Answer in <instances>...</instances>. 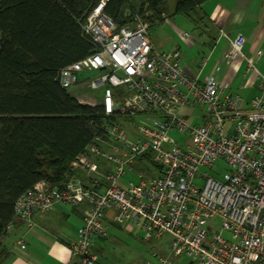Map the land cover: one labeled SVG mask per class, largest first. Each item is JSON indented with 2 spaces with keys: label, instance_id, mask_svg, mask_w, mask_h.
<instances>
[{
  "label": "built area",
  "instance_id": "2783aa9c",
  "mask_svg": "<svg viewBox=\"0 0 264 264\" xmlns=\"http://www.w3.org/2000/svg\"><path fill=\"white\" fill-rule=\"evenodd\" d=\"M105 2L99 0L82 25L94 49L61 68L57 79L68 89L80 73L100 72L85 86L101 88L96 105L104 115V137H96L99 145L89 144L71 166L93 176L110 173L102 175L101 189L85 187L78 178L62 186L39 181L17 197L14 215L30 223L34 212L85 203L70 245L75 264L96 263L94 240L108 236L113 223L140 232L145 241L168 236L170 254L190 258L189 264H264V72L256 67L262 51L250 58L243 52V34L229 38L221 31L229 42L221 63L243 58L245 75L257 81L245 105L215 77L221 66L202 80L189 75L179 49L155 48L144 22L117 27L103 13ZM196 105L202 107L198 114L183 113ZM228 121L232 125L225 131ZM99 157L113 169H100ZM140 159L148 170L136 167ZM219 159L228 167L222 179L200 171ZM129 170L137 181L124 183ZM150 253L157 262L144 264H174Z\"/></svg>",
  "mask_w": 264,
  "mask_h": 264
},
{
  "label": "trees",
  "instance_id": "16d2710c",
  "mask_svg": "<svg viewBox=\"0 0 264 264\" xmlns=\"http://www.w3.org/2000/svg\"><path fill=\"white\" fill-rule=\"evenodd\" d=\"M165 1L106 0L102 10L117 27L140 21L149 28L163 20ZM205 1L175 0L172 15L193 18ZM98 2L0 0V238L22 192L39 181L62 186L82 178L71 162L104 137L100 105L79 102L57 79L94 49L82 25ZM136 167L148 164L140 159ZM7 257L0 247V264Z\"/></svg>",
  "mask_w": 264,
  "mask_h": 264
},
{
  "label": "crops",
  "instance_id": "0c3cea01",
  "mask_svg": "<svg viewBox=\"0 0 264 264\" xmlns=\"http://www.w3.org/2000/svg\"><path fill=\"white\" fill-rule=\"evenodd\" d=\"M174 3L175 0L165 1L163 20L158 23L159 26L165 24L169 29L170 35L166 37L171 43L166 45L151 38L149 27L147 31L151 44L161 51L179 49L181 59L183 52L187 55L195 48L196 52L201 54L202 64L197 73L182 65L184 70L202 80L214 72L216 66H221L215 77L220 82L228 83L231 91H239L240 93L234 92L239 93L247 105L249 99L257 92V81L252 79L251 74L245 75L246 62L243 58L235 60L228 66L221 63L222 53L229 45L228 39L221 31L229 38L238 33L243 34L245 38L243 52L250 58H254L255 52L261 50L262 54L256 61V67L260 72H264V0H207L200 5L193 18L172 15ZM194 30L197 35L192 36L190 33ZM184 32L188 33V38L182 36ZM91 103L96 105V102ZM194 107H189L188 110ZM106 173L110 172H99L98 175L91 176L90 184L88 178H85L86 174H83L82 178H77L85 187L98 185V189H101L103 187L99 186L105 184L102 175ZM85 208V203L77 206L58 204L49 211L34 212L30 223L15 216L10 228L0 238V247L6 248L8 252L3 264H75V259L70 253V245L77 238V229L82 223ZM123 231L137 234L129 228L113 223L108 236L95 238L92 249L97 260L101 257L97 251L104 250L107 240L112 236L122 239ZM97 260L95 264H98Z\"/></svg>",
  "mask_w": 264,
  "mask_h": 264
},
{
  "label": "rangeland",
  "instance_id": "374dc122",
  "mask_svg": "<svg viewBox=\"0 0 264 264\" xmlns=\"http://www.w3.org/2000/svg\"><path fill=\"white\" fill-rule=\"evenodd\" d=\"M157 26H159L158 23L150 26L149 35L157 42H164L166 45H169L171 43V40L166 37L167 35H170L169 29L165 24L162 26L160 25L161 27ZM190 34L192 36L197 35L195 30ZM201 59V54L196 52V49L194 48V50L189 52V54L187 55H184L183 52L181 63L183 66L186 65L190 70H195V72L197 73L199 66H201L202 64L203 59ZM213 68H215V66ZM214 73L215 71L211 72L209 75ZM98 74H100V72L96 70L80 73L78 82L71 85L67 90L71 93V95H73L77 100H80L82 103L92 105L91 101L99 102L101 88L91 89L85 86L86 80L94 78ZM188 109V107H185L183 109V113L188 115H195L198 114V111L201 110L202 107H200V105H196L191 110ZM190 121H196L198 123V120L194 116H190ZM231 125V121L226 122L225 131H227L228 128L231 127ZM172 135L178 139L180 138L176 133H173ZM96 163L98 167H102L103 169L112 170L114 167V164L112 162L107 161L102 157H99ZM227 168V164L223 160L219 159L214 162L212 167H201L200 171L202 173L206 172L207 175L214 176L217 179H222L223 174L227 172ZM80 170L84 174H86L85 178H88L87 181H89L90 184V177L93 176V174L82 169ZM122 181L124 183H127L128 181L136 182L137 176L135 172L129 170L127 174L122 177ZM225 235H227V233H225ZM167 241L168 236L166 235H163L159 241H144L140 232L134 235L132 233H126L125 231H123L122 239H117L112 236L107 240L104 250L97 251L101 256L98 258L97 262L98 264H144L145 262H157V258L153 257L150 252H156L158 253V255L168 257L174 264H188V262L191 261L190 258L186 256H176L173 254L171 255L170 249L167 245Z\"/></svg>",
  "mask_w": 264,
  "mask_h": 264
}]
</instances>
